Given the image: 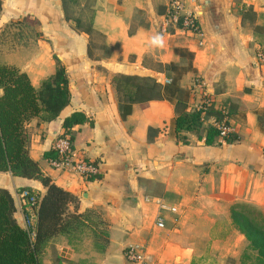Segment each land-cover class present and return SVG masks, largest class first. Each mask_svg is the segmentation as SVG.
Listing matches in <instances>:
<instances>
[{
	"label": "crops",
	"instance_id": "crops-1",
	"mask_svg": "<svg viewBox=\"0 0 264 264\" xmlns=\"http://www.w3.org/2000/svg\"><path fill=\"white\" fill-rule=\"evenodd\" d=\"M66 1L1 0L0 10V64L24 71L38 87L54 73L56 56L71 94L55 119L35 116L26 124L29 155L77 196L69 208L86 217L70 239H49L43 264H126L123 249L131 244L143 246V264H247L253 250L230 207L245 203L264 212V61L258 58L264 0H185L202 35L162 26L166 0ZM25 19L36 24L27 28L29 37L21 35L25 27L6 37L7 25ZM122 76L132 79L123 85ZM198 78L214 95L213 109L230 110L237 140L216 135L207 145L204 131L201 138L183 133L185 143L177 138L176 105L190 111L199 101ZM148 84L159 97L133 103L122 118L121 99L141 96ZM73 112L93 123L74 151L97 163L99 178L55 169L43 157ZM0 187L12 194L19 225L33 230L37 205L22 203L20 192L38 198L45 190L40 181L0 171ZM161 202L173 209L162 211L165 231L155 232ZM102 230L107 235H94ZM97 241H105L103 250Z\"/></svg>",
	"mask_w": 264,
	"mask_h": 264
},
{
	"label": "trees",
	"instance_id": "trees-1",
	"mask_svg": "<svg viewBox=\"0 0 264 264\" xmlns=\"http://www.w3.org/2000/svg\"><path fill=\"white\" fill-rule=\"evenodd\" d=\"M65 0H63L64 2ZM1 10V0H0ZM56 69L54 73L44 78L38 87H34L28 75L13 65L0 64V171L11 172L14 175L36 179L45 188L39 195L36 209V222L33 230L23 228L15 218V203L12 194L6 188L0 187V264H43L42 253L49 239L62 234L69 239L84 225V214L71 211L69 206L76 205L77 196L71 191L57 185L51 177L44 173L38 162L31 158L28 151L29 134L26 124L32 117L41 121L55 119L61 110L70 102V90L65 66L54 56ZM132 78L122 76L123 85ZM140 88V87H139ZM138 94L125 95L119 102L120 115L126 117L132 110V104L159 97L155 85L142 86ZM174 130L177 138L183 143L186 138L183 133H192L202 137L204 131L205 144L214 143L217 131L208 126L203 127L200 110L186 111L176 105ZM208 114L219 115V109L208 110ZM230 116V110H228ZM89 122L88 127L73 129L76 125ZM93 123L82 112H73L64 118L62 126L71 148L86 140L91 134ZM234 133L226 136V141L237 140ZM58 153L51 148L43 153L47 159L57 158ZM100 174L88 176L87 180L99 178ZM230 217L234 226L244 235L249 247L254 252L253 264H264V212L245 203H235L230 207ZM33 233V235H31ZM95 236L107 235L106 230ZM105 241H97L99 250L105 248Z\"/></svg>",
	"mask_w": 264,
	"mask_h": 264
},
{
	"label": "built area",
	"instance_id": "built-area-1",
	"mask_svg": "<svg viewBox=\"0 0 264 264\" xmlns=\"http://www.w3.org/2000/svg\"><path fill=\"white\" fill-rule=\"evenodd\" d=\"M171 25L202 35L197 21V13L185 11V0H166L162 26L168 27ZM258 58L264 61V53L260 52ZM166 82L168 81L166 80ZM194 85L200 86L201 94L199 101L194 102L190 110H200L202 124L208 123L209 126L217 131L219 138L223 139L233 133L234 128L230 122L228 109L222 106L218 108V116L208 114V110L214 103V95L206 86L201 85L199 78L195 80ZM53 148L57 151L58 156L57 158L48 160L51 167L62 171L76 172L83 178L98 173V165L94 160L76 156L74 149L70 146L67 135L59 136ZM20 198L22 203L37 205L38 198L27 189L20 192ZM165 209L173 208L166 206L162 202L159 203V212L154 221L155 225L159 228L164 227L165 218L162 211ZM31 235H33V233H31ZM142 249L143 247L138 245H127L123 249L125 260L130 264H143L145 261V253Z\"/></svg>",
	"mask_w": 264,
	"mask_h": 264
},
{
	"label": "rangeland",
	"instance_id": "rangeland-1",
	"mask_svg": "<svg viewBox=\"0 0 264 264\" xmlns=\"http://www.w3.org/2000/svg\"><path fill=\"white\" fill-rule=\"evenodd\" d=\"M67 3H69V1H66L65 0V6H66ZM75 5H77L75 3V1L70 4V6H71V14L73 13V10H74L73 7ZM76 13H79V11H78L77 8H76ZM85 13L88 16L90 14V10L88 9ZM83 24H84L83 25V28L84 29H88L87 19H85V21H84ZM34 26H36L35 21L34 20H31V19L30 20H28V19L26 20L25 19V20H20V21H17V22H13V23H11V24H9V25H7L5 27V31L7 30L9 32L8 35H6V37L7 36H10L13 33H16L17 32V29L19 31L22 30V29H24L23 27L26 28V29H24L26 33H23L22 32L21 35H24L25 34V37H29L28 35H30L31 34L30 32H32V31L29 32L28 30H30V29H27V28L34 27ZM21 37H23V36H21ZM154 231L155 232L156 231H162L163 232V231H165V229L164 228H156ZM133 245H137V244H133ZM138 246H140V245H138ZM141 247H143V246H141ZM142 250L144 251V249H142ZM254 256L255 255H254L253 251L251 253H248L246 255L245 259H246L247 264H253L254 263ZM235 262H236V259H235ZM126 264H130V263L126 261Z\"/></svg>",
	"mask_w": 264,
	"mask_h": 264
}]
</instances>
